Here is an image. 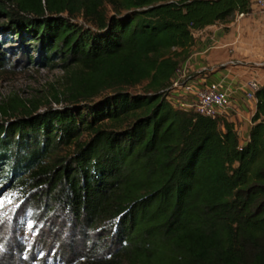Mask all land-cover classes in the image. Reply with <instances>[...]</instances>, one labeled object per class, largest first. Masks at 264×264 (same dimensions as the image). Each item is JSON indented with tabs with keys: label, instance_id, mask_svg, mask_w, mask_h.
Returning a JSON list of instances; mask_svg holds the SVG:
<instances>
[{
	"label": "trees",
	"instance_id": "1",
	"mask_svg": "<svg viewBox=\"0 0 264 264\" xmlns=\"http://www.w3.org/2000/svg\"><path fill=\"white\" fill-rule=\"evenodd\" d=\"M251 7L0 0V46L15 38L69 74L64 106H0V186L67 212L66 264H264V85L245 143L171 99L194 33Z\"/></svg>",
	"mask_w": 264,
	"mask_h": 264
},
{
	"label": "rangeland",
	"instance_id": "2",
	"mask_svg": "<svg viewBox=\"0 0 264 264\" xmlns=\"http://www.w3.org/2000/svg\"><path fill=\"white\" fill-rule=\"evenodd\" d=\"M5 20L0 19V22ZM255 24L254 28L259 32L257 37L254 36L256 42L254 38L252 40L255 49L259 47L262 52L253 58L264 60L262 21L256 19ZM246 34L243 36L247 40ZM6 41L5 46H0V52L5 51L10 64L6 69L0 68V106L5 103L19 105L25 101L32 106L37 104L41 112L50 106L66 105L65 101L57 103L55 95L65 90L68 72L59 65L47 67L31 63L27 57L36 59L38 52L35 48H21L20 43L11 37ZM143 90V85L130 89L133 93H142ZM171 97L175 101L182 100L174 94ZM98 100L96 98L93 103ZM0 193L4 194L0 196V264H66L67 256L63 255L61 242L65 240L71 224L67 212L59 206L53 209L52 204L45 206L47 199L37 202L35 194L26 197L21 190H9L5 185L0 186Z\"/></svg>",
	"mask_w": 264,
	"mask_h": 264
},
{
	"label": "crops",
	"instance_id": "3",
	"mask_svg": "<svg viewBox=\"0 0 264 264\" xmlns=\"http://www.w3.org/2000/svg\"><path fill=\"white\" fill-rule=\"evenodd\" d=\"M251 8L249 13H237L227 23H216L196 31L187 59L190 82H199L198 86L216 82L228 93L232 104L223 117L233 123L242 143L250 138L251 119L257 109L256 101L246 97L245 84L256 79L264 85V60L253 58L262 52L259 47L255 49L254 36L257 37L259 30L254 27L256 19H260L264 31L263 12L253 0ZM246 33L247 40L243 36Z\"/></svg>",
	"mask_w": 264,
	"mask_h": 264
},
{
	"label": "built area",
	"instance_id": "4",
	"mask_svg": "<svg viewBox=\"0 0 264 264\" xmlns=\"http://www.w3.org/2000/svg\"><path fill=\"white\" fill-rule=\"evenodd\" d=\"M263 12L264 22V0H253ZM190 65L188 61L177 70L171 87L172 95L181 98V101L173 103L192 111L197 115L218 117L226 113L231 107V100L228 93L219 88V84L211 82L205 86H198L199 82H190ZM260 83L256 79H251L245 84L246 97L256 101L255 93L260 88ZM171 95V96H172Z\"/></svg>",
	"mask_w": 264,
	"mask_h": 264
},
{
	"label": "snow or ice",
	"instance_id": "5",
	"mask_svg": "<svg viewBox=\"0 0 264 264\" xmlns=\"http://www.w3.org/2000/svg\"><path fill=\"white\" fill-rule=\"evenodd\" d=\"M4 194L3 193H0V196H3Z\"/></svg>",
	"mask_w": 264,
	"mask_h": 264
}]
</instances>
